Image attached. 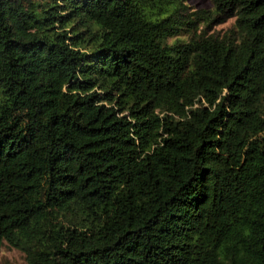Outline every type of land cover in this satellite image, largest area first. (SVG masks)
Segmentation results:
<instances>
[{"label": "trees", "instance_id": "obj_1", "mask_svg": "<svg viewBox=\"0 0 264 264\" xmlns=\"http://www.w3.org/2000/svg\"><path fill=\"white\" fill-rule=\"evenodd\" d=\"M210 3L0 0V247L264 264V0Z\"/></svg>", "mask_w": 264, "mask_h": 264}, {"label": "rangeland", "instance_id": "obj_2", "mask_svg": "<svg viewBox=\"0 0 264 264\" xmlns=\"http://www.w3.org/2000/svg\"><path fill=\"white\" fill-rule=\"evenodd\" d=\"M187 4L194 7H208L211 5L210 0H184ZM232 21V18H228L220 23L213 24L212 30H221L228 26ZM0 264H26L23 258V254L17 248L3 245L0 247Z\"/></svg>", "mask_w": 264, "mask_h": 264}]
</instances>
